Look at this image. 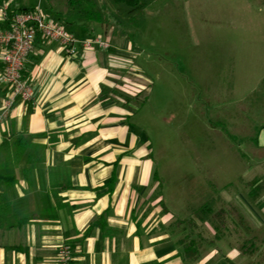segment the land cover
<instances>
[{
  "label": "crops",
  "instance_id": "0c3cea01",
  "mask_svg": "<svg viewBox=\"0 0 264 264\" xmlns=\"http://www.w3.org/2000/svg\"><path fill=\"white\" fill-rule=\"evenodd\" d=\"M25 1L0 0V25L4 5L31 7ZM42 1V14L58 24L61 5L38 0L35 6ZM109 21L66 27L77 39L102 38L107 49L79 48L66 56L58 43L38 35L24 60L21 75L33 99L16 100L0 122V264H56L63 243L72 249V264H211L220 251L215 243L224 240L222 229L216 233L211 222L218 212L201 207L196 221L168 222L179 223L177 233L187 231L174 241L165 199L148 188V169L125 160L134 149L125 103L142 88L123 64L129 42L123 32L110 34ZM7 92L0 80V106ZM148 156L141 151L136 158L148 162ZM263 250L242 264H264ZM245 253L234 245L226 264Z\"/></svg>",
  "mask_w": 264,
  "mask_h": 264
},
{
  "label": "rangeland",
  "instance_id": "374dc122",
  "mask_svg": "<svg viewBox=\"0 0 264 264\" xmlns=\"http://www.w3.org/2000/svg\"><path fill=\"white\" fill-rule=\"evenodd\" d=\"M105 13L110 34L129 42L123 64L142 88L125 103L134 148L125 160L145 165L148 188L164 197L168 236L184 240L187 231L168 222L185 226L206 205L220 214L224 239L210 262L226 264L234 245L246 252L234 264L256 260L264 248V0H154L135 28ZM141 151L148 162L136 158Z\"/></svg>",
  "mask_w": 264,
  "mask_h": 264
},
{
  "label": "built area",
  "instance_id": "2783aa9c",
  "mask_svg": "<svg viewBox=\"0 0 264 264\" xmlns=\"http://www.w3.org/2000/svg\"><path fill=\"white\" fill-rule=\"evenodd\" d=\"M8 8V5L2 7V21L7 19ZM38 35L58 43L66 56L75 55L79 48L107 49L109 47V43L98 36L75 38L64 26L48 20L42 14L39 5L33 10L13 14L8 26L0 28V47L3 50L1 55L3 71L0 80L6 83L8 89L0 106V122L8 117L16 100L28 102L33 99V90L22 77L21 71L24 60ZM55 261L56 264H72L70 245L63 243L58 246Z\"/></svg>",
  "mask_w": 264,
  "mask_h": 264
},
{
  "label": "trees",
  "instance_id": "16d2710c",
  "mask_svg": "<svg viewBox=\"0 0 264 264\" xmlns=\"http://www.w3.org/2000/svg\"><path fill=\"white\" fill-rule=\"evenodd\" d=\"M104 6L100 7L97 0H63L62 8L63 15L62 20L58 21V24L64 26L72 25L74 21H82L84 23H104L109 20V17L106 15V12H110L112 16L115 17L117 23L123 28H127L133 24L131 27H138L140 25V20L134 23L135 18L142 13L143 9L152 3L154 0H103ZM7 19L3 24L0 25V28H5L8 26L10 17L18 12L30 11L34 7H24V6H13L8 5ZM67 29V28H66ZM5 179L3 175L0 174V180ZM251 185L255 184V180L250 181ZM257 190V187L254 188V191ZM201 210L204 212L211 209L206 205H203ZM214 217H217L216 220H211L214 225L216 233L219 234L221 231L219 225L216 223L220 219V214L216 213ZM222 229V228H221ZM192 242L190 246L186 245V252L191 251Z\"/></svg>",
  "mask_w": 264,
  "mask_h": 264
}]
</instances>
